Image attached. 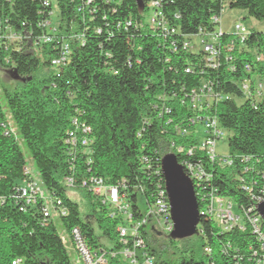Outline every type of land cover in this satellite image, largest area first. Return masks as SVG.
<instances>
[{"label": "trees", "instance_id": "1", "mask_svg": "<svg viewBox=\"0 0 264 264\" xmlns=\"http://www.w3.org/2000/svg\"><path fill=\"white\" fill-rule=\"evenodd\" d=\"M138 1L140 5L136 0H0V67L23 80L12 91L3 89L5 106L0 103V264L16 258L20 264H72L57 222L67 236L78 227L90 246L118 249L121 214L112 216L116 210L82 188L80 181L93 177L118 186L132 219L141 220L145 212L138 195L146 209L155 201L158 187L164 185L160 162L167 153L174 154L178 164L200 163L211 174L194 190L199 211L208 203L197 194L203 190L254 211L264 185L262 98H243L240 84L249 77L246 73L205 69L201 54L182 44L213 32L215 18L226 7L244 12L237 19L241 22H264V0ZM154 11L161 15L152 26ZM249 30L239 60L264 76L263 65L256 61L257 53L264 55V32ZM9 33L19 39L11 42L5 37ZM45 36L51 38L49 43L43 41ZM65 45L66 61L53 66L52 59ZM199 71H207L215 93L222 96L210 103L207 113L226 134L230 165L211 166L198 151L188 155L198 143L188 102L201 78ZM9 121L14 133L6 134ZM73 121L90 128L86 145L66 142L70 131L78 139L83 136ZM19 140L35 167L31 175L24 174L27 163ZM35 173L67 214L48 218L39 197L30 204L20 197L23 182ZM66 177L83 193L85 213L67 195ZM144 227L154 264H264V246L260 248L258 236L247 226L225 231L202 216L193 242L188 237L179 239V245L170 237L158 245L159 235ZM261 233L264 243V222ZM100 236L113 245L102 244ZM109 259L106 264H124Z\"/></svg>", "mask_w": 264, "mask_h": 264}, {"label": "built area", "instance_id": "2", "mask_svg": "<svg viewBox=\"0 0 264 264\" xmlns=\"http://www.w3.org/2000/svg\"><path fill=\"white\" fill-rule=\"evenodd\" d=\"M90 0H88L89 2ZM152 5H156L152 3ZM160 13L154 11L150 17L151 25H157ZM218 26L213 32L205 33L202 36L193 37L191 40H184L182 48L193 52L194 54H201L203 65L205 69L210 71H222L227 73L240 72L244 75L246 73L249 77L240 84V89L243 92V98H262L264 104V76L257 74L253 70V66L246 61L239 60V53L245 48V40L249 35V28L246 27L241 21L235 20L233 30L228 32L222 29L220 18H215ZM45 25L51 26L50 22H45ZM5 37L11 42L19 39V35L9 33ZM0 37V46H1ZM45 43H49L51 38L49 36L43 37ZM68 47L65 45L60 55L52 59L53 66L62 65L66 61ZM256 61L261 62L264 69V55L256 54ZM190 69L187 68L186 72ZM201 78L198 84L193 87L189 93L188 111L191 113L190 123L194 127V134L198 138L197 145L188 149V155L194 151L201 152L205 155L206 161L211 166L223 167L230 165V161L226 156H219L216 151V143L226 137L224 130L221 128L216 117L207 113L210 103L214 100L222 99L214 91V82L211 78L205 75L207 71H199ZM245 79V80H244ZM223 98H228L223 96ZM76 129H79L83 136L78 139L74 131H70L66 142L72 146L80 143L86 145L88 140L85 135L90 132V128L84 124H77ZM4 126V125H2ZM201 127V131H197V127ZM6 134L14 133V128L10 123L5 124ZM196 131V132H195ZM182 168H185V174L191 181L194 190L195 187L199 188L202 181H207L211 174L208 173L207 168L200 163H190L184 161L180 163ZM162 173V172H161ZM24 174L31 175V170L28 165L24 167ZM163 177V176H162ZM164 179V178H163ZM66 188H75V183L72 178L66 177L63 180ZM82 188L88 189L92 195L100 198L103 204H107L110 209H115V212L121 214L122 223H120L116 230L118 233V249H108L103 247L90 246L85 237L82 235L78 227L71 229L68 236L61 235L63 244L67 247L69 252L75 254V264H106L109 257L119 258L124 264H154V257L150 249L147 247L146 235L142 233L144 226L153 222L152 228L156 226L160 232L169 234L172 230V221L170 216V205L168 202L165 184L158 187L156 191L155 201L149 206L141 220H133L129 212V204L126 202L125 195L120 194L118 186H111L105 184L100 178L82 179L79 183ZM212 191V190H211ZM210 191L203 190V193L198 192L201 200L208 199L206 207L199 211L200 217L206 216L214 219L218 226L223 230H231L233 227L244 229L249 227L253 234L258 236L260 248L263 249L262 243L263 235L261 233V226L264 222V217H261L256 209L248 211L238 208V214L232 212V201L215 194H209ZM260 197L258 196L256 203L264 200V185L261 186ZM209 195V198L207 197ZM20 197L27 203L34 202L35 197H39L44 203L43 212L48 218H57L60 215L67 214L66 210L61 207V202L58 198L49 195L45 190H41L39 183L33 177L23 182L21 187ZM1 198V197H0ZM23 208L21 207L20 210ZM205 251H209L205 249ZM20 258L14 259L11 264H20Z\"/></svg>", "mask_w": 264, "mask_h": 264}, {"label": "water", "instance_id": "3", "mask_svg": "<svg viewBox=\"0 0 264 264\" xmlns=\"http://www.w3.org/2000/svg\"><path fill=\"white\" fill-rule=\"evenodd\" d=\"M136 1L140 5V2ZM160 164L172 221L169 237L177 240L191 237L196 233L200 221L194 187L181 165L177 163L174 154H165ZM256 209L258 214L264 217V200L256 205Z\"/></svg>", "mask_w": 264, "mask_h": 264}, {"label": "rangeland", "instance_id": "4", "mask_svg": "<svg viewBox=\"0 0 264 264\" xmlns=\"http://www.w3.org/2000/svg\"><path fill=\"white\" fill-rule=\"evenodd\" d=\"M52 10H53L52 20L55 23L58 11H57V7H56V5L54 3L52 4ZM244 15H245V13L242 12V11L230 10V9H228L226 7L223 10V12L221 14V17H220L222 29L225 30V31H228V32L232 31L233 30V25L235 23V20L237 22V19L243 17ZM242 22H243V24L246 27H249V28L253 27L257 31L264 32V22H256V21H254L252 19H245V20H242ZM22 81L23 80H21V79L13 78L9 71H7V70L3 69L2 67H0V103L3 106H5V102H4V97H3L2 90L4 88H6V89L12 91L13 89L18 88L19 86H21L22 85ZM9 123H10V126L12 128H14V125H13L12 121H9ZM197 131H199V132L201 131V127L200 126L197 127ZM194 135H196V134H194ZM19 143H20V147L22 149V152H23V154H24V156L26 158V163H27L28 167H30V169L32 170L35 167L32 165V161L30 159V156H29L25 146L20 142V140H19ZM216 151H217V154L219 156H226L228 154V145H227L226 137L223 140H220V141H218L216 143ZM34 178L39 183L40 189L42 191L45 190L43 185H42V183L40 182L38 176L36 175V173L34 174ZM67 195L72 200H74V201H76L77 203L80 204L83 213H85L87 211L86 210V199L84 198V195H83V193L81 191L76 190L74 188H67ZM138 205L140 207L141 212L144 213L146 211L145 210L146 209V205H145V202H144V199H143L142 195H140V194L138 195ZM232 212L234 214H236V215L238 214V209H237L235 203H233ZM152 224H153V222L148 224L147 225V229H149L150 226L152 227L153 226ZM57 232H58L59 235H63L64 234V235L67 236V233H64L63 228L60 226V224L58 222H57ZM154 232L159 235L158 236V245H165L166 239L169 238V234H165V233L160 232V230L158 229L157 226L154 229ZM194 238H195V234L192 235L189 238V240L191 242H193ZM100 241L102 242V244H104L105 246H108V247H111L113 245V243L111 241H109L106 238L101 237V236H100ZM180 243H181L180 240L176 241V245H179ZM163 248H165V246ZM74 258H75V254L71 252L70 253V260H71L72 264H75ZM202 258H203L202 254L200 252H198L197 255H196V259L200 260Z\"/></svg>", "mask_w": 264, "mask_h": 264}]
</instances>
